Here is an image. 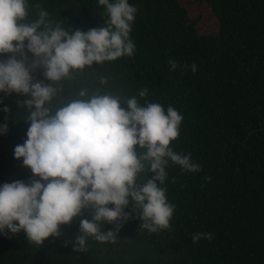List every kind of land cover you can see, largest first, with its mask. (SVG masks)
<instances>
[{
  "label": "trees",
  "instance_id": "trees-1",
  "mask_svg": "<svg viewBox=\"0 0 264 264\" xmlns=\"http://www.w3.org/2000/svg\"><path fill=\"white\" fill-rule=\"evenodd\" d=\"M129 3L137 7L130 32L134 54L77 71L74 79L61 82L63 96L53 103L58 106L83 88L135 95L165 110L172 106L183 120L170 147L190 154L201 170L187 172L169 161L163 186L175 211L168 229L151 233L133 216L119 229L116 243L88 237L83 251H73L80 220L92 218L89 208L62 225L60 237L42 245L28 241L23 231L0 235V264H264V0ZM37 5L71 30L86 32L108 19L98 0H29L28 20L37 18ZM208 21L214 31L201 33L200 25ZM33 76L47 82L40 70ZM105 77L108 84L101 85ZM143 88L148 94L140 98ZM17 99L25 97L0 94V109H9L0 110V124L7 117L9 129L0 136V185L33 178L14 158L30 125ZM135 150L142 151L139 146ZM141 175L153 176L148 171ZM102 227L116 228L107 222ZM195 233H211L212 239L194 243Z\"/></svg>",
  "mask_w": 264,
  "mask_h": 264
},
{
  "label": "clouds",
  "instance_id": "clouds-1",
  "mask_svg": "<svg viewBox=\"0 0 264 264\" xmlns=\"http://www.w3.org/2000/svg\"><path fill=\"white\" fill-rule=\"evenodd\" d=\"M98 3L108 19L85 32L61 26L39 5L37 18L28 20L29 0H0V57L7 55L0 59V94L25 97L17 104L28 112L30 125L14 158L33 175L27 183L0 185V235L23 231L28 241L42 245L49 237H60L61 226L89 208L92 218L80 220L73 251H83L88 237L116 243L119 229L133 216L140 228L156 233L170 227L175 211L163 186L169 161L187 172L201 170L190 154L170 147L183 120L172 106L165 110L160 103H141L135 95L83 88L58 106L53 103L63 96L61 82L74 79L77 71L135 52L130 32L137 7L129 0ZM170 63L175 70L176 62ZM38 70L47 82L34 79ZM191 70L195 73L197 66ZM100 84L107 85V78ZM147 94L143 88L138 96ZM0 110L9 112L7 106ZM8 130L6 117L0 136ZM145 171L153 174L151 179L141 175ZM104 222L115 224V231L103 230ZM201 238L211 240L212 234L192 237L194 243Z\"/></svg>",
  "mask_w": 264,
  "mask_h": 264
},
{
  "label": "rangeland",
  "instance_id": "rangeland-1",
  "mask_svg": "<svg viewBox=\"0 0 264 264\" xmlns=\"http://www.w3.org/2000/svg\"><path fill=\"white\" fill-rule=\"evenodd\" d=\"M193 10H194V8H193ZM204 14H205L206 18H209L207 16L206 11L204 12ZM199 29H200L201 33H205V32H213L215 28H214L213 23L211 21H208L206 24L200 25Z\"/></svg>",
  "mask_w": 264,
  "mask_h": 264
}]
</instances>
